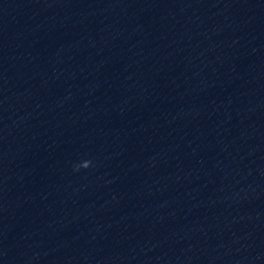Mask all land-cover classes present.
I'll list each match as a JSON object with an SVG mask.
<instances>
[{
    "label": "clouds",
    "instance_id": "clouds-1",
    "mask_svg": "<svg viewBox=\"0 0 264 264\" xmlns=\"http://www.w3.org/2000/svg\"><path fill=\"white\" fill-rule=\"evenodd\" d=\"M90 164H91V161H84L78 166L77 170H79V167L88 168Z\"/></svg>",
    "mask_w": 264,
    "mask_h": 264
}]
</instances>
